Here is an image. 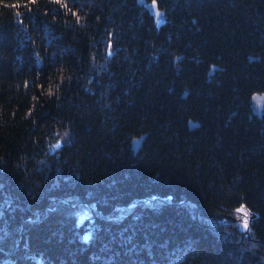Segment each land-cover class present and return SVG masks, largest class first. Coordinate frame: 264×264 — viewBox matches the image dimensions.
Masks as SVG:
<instances>
[{
    "label": "trees",
    "instance_id": "1",
    "mask_svg": "<svg viewBox=\"0 0 264 264\" xmlns=\"http://www.w3.org/2000/svg\"><path fill=\"white\" fill-rule=\"evenodd\" d=\"M144 1L0 0V264H264V0Z\"/></svg>",
    "mask_w": 264,
    "mask_h": 264
},
{
    "label": "water",
    "instance_id": "2",
    "mask_svg": "<svg viewBox=\"0 0 264 264\" xmlns=\"http://www.w3.org/2000/svg\"><path fill=\"white\" fill-rule=\"evenodd\" d=\"M145 2L144 0H140V3ZM148 8L156 15L157 18H162L163 14L160 12L159 7L157 6V4L155 2L152 3H147ZM252 107L253 110L256 114H258L259 116H263L264 115V92L261 93H254L253 97H252ZM143 137H138V138H134L132 140L133 142V148L135 150H138L139 147L142 145L143 143Z\"/></svg>",
    "mask_w": 264,
    "mask_h": 264
},
{
    "label": "rangeland",
    "instance_id": "3",
    "mask_svg": "<svg viewBox=\"0 0 264 264\" xmlns=\"http://www.w3.org/2000/svg\"><path fill=\"white\" fill-rule=\"evenodd\" d=\"M252 217L253 214L250 213L246 208H241L239 211L237 210L235 218L233 219L239 221V223L245 227Z\"/></svg>",
    "mask_w": 264,
    "mask_h": 264
}]
</instances>
